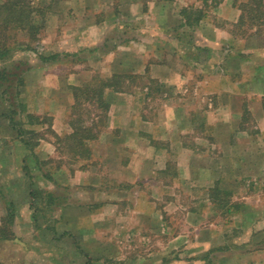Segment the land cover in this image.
Listing matches in <instances>:
<instances>
[{
	"label": "crops",
	"instance_id": "1",
	"mask_svg": "<svg viewBox=\"0 0 264 264\" xmlns=\"http://www.w3.org/2000/svg\"><path fill=\"white\" fill-rule=\"evenodd\" d=\"M56 1L45 28L47 45L57 53L26 78L28 112L54 117L51 125L28 129L71 135L75 126L63 119L79 98L72 89L97 80L108 84L92 101L96 111H103L99 103L107 105L105 125L86 127L96 135L84 140L88 153L76 155L84 207L85 195L98 186L97 194L114 198L96 209L131 212L129 225L138 227L143 243L162 241L158 233L167 231L161 245L170 258L166 264H207L215 250L222 253L219 264H264V247L246 249L264 242V43L253 35L235 38L241 10L234 0ZM116 81L126 85L115 87ZM65 83L71 92L60 100ZM107 93L113 99H104ZM2 142L11 146L14 161L17 148L24 152L18 167L31 185L21 204L0 191L6 204L0 224L13 203L28 207L30 218L23 222H35L30 193L41 189L40 181L41 190L56 192L55 172L43 171L41 162L55 161L59 142L41 137L27 146L15 132ZM243 178L257 180L255 186L244 190ZM70 200L51 207L63 213L59 224L75 233L79 218H69L75 209ZM185 223L189 227L178 230ZM253 225L258 237L243 235ZM79 233L88 236L89 228Z\"/></svg>",
	"mask_w": 264,
	"mask_h": 264
},
{
	"label": "rangeland",
	"instance_id": "2",
	"mask_svg": "<svg viewBox=\"0 0 264 264\" xmlns=\"http://www.w3.org/2000/svg\"><path fill=\"white\" fill-rule=\"evenodd\" d=\"M7 1L8 0H0V6ZM245 1L246 0H234V3L240 8ZM26 2H28L31 9H33L32 15L34 24L42 28L35 30L33 29L34 27H28L25 28L26 30L23 32L15 28H13L14 30H9L14 36L16 35V41L14 43L9 42L10 51L0 59V67H6L7 72H9V74L7 73L8 75H5V80L2 81L0 78V191L8 195L10 193L11 196H14L15 202L20 204L26 202L24 200L27 199V196L22 197L25 191L24 188L26 187V189H28L29 185H31L26 178L22 179L23 177L18 167L21 160L20 156H22L24 152L17 148L14 152L15 162L12 158L11 146L2 142V140L12 139L16 127H20L22 131L21 137L24 141H28L29 143H34L38 138L42 137L47 141L51 139V141H54L55 145H57L60 140L58 138L65 137L64 135H55L52 130L46 128L41 130L40 134L28 129L31 125H41V127L44 125H51L54 117L48 113L37 116L36 114L28 112V109L30 111L32 109V101L31 96L26 92L27 88L30 86L26 78L29 76L32 67L34 68L40 64L41 60L45 62L46 58L57 53V51H54V49L49 48L47 45V32L45 27L47 25V16L57 9L58 1H56L55 4L52 3V1L50 2V0H26ZM2 10L3 9L0 7L1 12ZM1 18H3V16L0 15V19ZM10 27L11 26H9V28ZM4 28L6 31V26L2 27V29ZM234 29V33H236L235 38L237 39L253 35L257 42L264 43V30L257 31L255 28H248L247 26L244 28L243 26L235 27ZM79 57L80 55H77L76 58ZM68 71L69 67L67 69L63 68L62 73ZM112 84H115V87H119L126 85V82L116 81ZM100 86L101 83H99L98 80L83 83L81 86H78L77 90L83 89L78 93L80 98H78L79 100L77 102L75 101L72 107L67 109V115L63 119L64 123L67 125L70 122L72 125L73 123L77 125V127H79L78 129H80L77 130V133L80 134L79 136L84 134L88 136L91 134L96 135L95 130L91 128L90 132L87 130L81 131L83 127H90L96 123L97 129L102 130L105 125L106 113L101 110L96 111L95 108L92 107L93 105L88 103L89 99L85 96L91 95L90 91H99ZM69 91L71 92V86L65 83L59 88L57 96L59 95L61 100L63 95ZM72 91H76V88L72 89ZM109 94L111 93H107L104 99H113ZM104 99L102 98V100ZM14 104L16 106H14ZM9 105L12 106L10 107ZM29 105L30 107L27 108ZM12 110L14 112H12ZM72 145L74 146L75 144L73 143ZM62 146L61 144L60 148ZM74 148L71 151L63 148H61V150L59 149L57 157L54 159L55 161H43L44 164L41 163L43 164L41 168L48 173L55 172L53 176L57 183L55 188L56 192L53 196L54 198L63 197L60 200L56 199L58 200L55 203L56 206L62 204L65 198L69 199V197H71L70 201L75 209H71L69 218H79L77 220L78 228L76 232L74 233L72 230H66L65 225L62 223L59 224L58 219H61L63 214L62 211L59 208L51 207L52 205H46L47 202H49V197L45 195L46 192L39 190L40 194H36V200L33 202V206L37 207L35 211V222H23L24 219L30 218L28 207L24 206L22 209H19V206L13 203L14 217L16 222L20 219V224L16 225V227L15 225L11 227L8 223L7 225L4 224L3 234L6 236L7 240H0V264H87V261L88 264H166L169 262L170 258H164V250L161 248L162 243H165V239L167 238V231L164 234H162V232L158 233V235H162V241L157 239L153 241V244L149 241L143 243L144 240L137 237L139 236L137 232L141 233L138 227L135 224L129 225V223H131L129 217L131 212L128 211L127 214L126 210L118 211L115 209L113 210L111 207L106 208L102 212L96 209L97 203L101 200L105 203H111L114 198H112L111 194H97L95 191L99 192L100 190L98 186H95L96 188H92L94 190L93 192L85 195L88 199V204L87 207H84L82 203V185L78 184L79 178L75 177V172L80 165L78 162L80 161L77 162L74 158L76 155L80 156V154L84 156L88 152L84 153L83 149ZM107 148H109V145H107ZM74 150L77 151V154L71 157L70 153L75 152ZM57 159H62V161L59 162ZM57 164L59 166L64 164L63 167L65 170L63 173H57ZM106 164L108 165V163ZM25 167L32 173V167L29 168L27 164H25ZM96 168L97 166L93 164L90 165V169L95 170ZM99 168L102 170L101 167ZM250 170L255 172V169ZM249 179L243 178L244 190L255 186L257 180ZM35 184L36 187L44 189L41 181ZM45 185H47V183H45ZM225 185L232 184L225 182ZM15 192L18 193L14 194ZM45 205L48 209L44 207ZM5 210L6 204L0 202V217L5 214ZM261 213L263 214L264 210H262ZM228 218L229 221L235 220L237 223L241 221L240 219L237 220L238 216H236V219L234 216H229ZM97 222H100V224ZM95 223H97V226ZM187 227L189 226L185 223L183 226L179 227L178 230L183 229L184 231ZM87 228H89L88 236L84 235V237H82L86 232L80 234L79 231ZM160 231H162V229ZM172 232L171 230V233ZM228 233L233 235L231 230ZM239 233H241V230H239ZM239 233H236V236ZM134 234L136 238H134ZM252 234H256L255 225L252 227L247 226V229L245 231L243 230V235ZM154 235L155 234H153V236ZM263 236L264 235L261 234L259 238ZM91 237L94 238V242L89 241L92 240L90 239ZM256 237H258V233ZM85 240L89 242L86 243ZM263 245L264 242L258 241L252 245H247L246 249H254L255 246L264 247ZM80 247L83 250H80ZM217 251L215 250L217 257H215L214 253L209 259V263L206 262L207 264H219L222 253ZM88 257L89 259L87 260ZM165 259L167 261L164 263Z\"/></svg>",
	"mask_w": 264,
	"mask_h": 264
},
{
	"label": "trees",
	"instance_id": "3",
	"mask_svg": "<svg viewBox=\"0 0 264 264\" xmlns=\"http://www.w3.org/2000/svg\"><path fill=\"white\" fill-rule=\"evenodd\" d=\"M51 1L54 4L56 2L55 0H50V2ZM212 1L215 3V5H217L221 2V0H212ZM0 7L3 9L2 12L0 11V15L3 16V18L0 19V59H1L4 55H6L10 51L9 42L14 43L16 41V39H15L16 35L14 36L13 33H11L9 30L15 28V29L23 32L24 30H26L25 28H28V27H34L33 29H35V30L42 28V27L36 26L34 24V22H33L34 19H33V15H32L33 9H31L30 4L28 2H26V0H15V1L8 0L7 2L1 4ZM240 10H241V16L239 18V21L236 23V27L243 26V28H244L245 26H247L248 28L249 27L255 28L257 31L258 30H260V31L264 30V0H246L241 5ZM5 26H6V31H5V28L2 29V27H5ZM9 26H11V27L9 28ZM7 73L9 74V72H7L6 67H0V78L2 81L6 79L5 75ZM105 85L107 86L108 84L104 83V85H101L103 87L99 88V91H90L91 95H85L86 98L89 99L88 103L90 105H93V103H92L93 100H100L103 88L106 87ZM82 90L83 89H81V90L78 89L79 92H81ZM88 92H87V94H88ZM79 98H80V96H79ZM75 99H76L75 101L77 102L78 96ZM9 106L11 107L12 105H9ZM14 106H16V105L14 104ZM99 108L105 112L107 110V105H103V102L99 103ZM12 112H14V111L12 110ZM94 125H96V124H94ZM73 126H75L74 127L75 131L71 135H66L65 137H62V138L59 137L58 138L60 140L58 141L59 145H57V149L61 150V148H63V149H68V151H71L74 147H77L79 149H83L84 153H87L88 150L83 148L84 140L86 138H94L95 136L91 133H90L91 135H89V136L87 134L79 136L80 134L77 133V130H80V129H78L79 127H77V125H74V123H73ZM82 130L83 131L87 130L89 132L91 131L89 128H86V127L85 128L83 127V129H81V131ZM15 132H16L17 138L21 139V141H23V143L25 145L29 146L28 143L26 141H24L23 138L21 137L22 131H21L20 127H16ZM77 140H78V142H77ZM76 142H77V144H76ZM73 143L75 144L74 146L72 145ZM61 144L63 146L60 148ZM76 152L77 151L71 152L70 153L71 156L77 154ZM80 155H82V154H80ZM74 159H76V157ZM59 162H61V161H59ZM43 164H41V167ZM39 167H40V165H39ZM61 167H62V165L59 166L57 164L58 171L61 169ZM42 191H44V190H42ZM44 192H46L45 195L47 197H49L48 198L49 202H47V204H46L49 206L52 204H55L56 201H58L56 199L60 200L61 198H63V197L54 198L52 193H48L47 191H44ZM36 194H40L39 189L32 191L30 193L32 203L35 202V200H36ZM32 203H31V205H32ZM13 207H14L13 204L8 205V207H7V214L3 218L2 224H1V226L2 225L3 226L0 227V240H7L6 236L3 234V231H4L3 227H4V224L7 225V223L9 224V226H11L13 224L14 218H15ZM36 208L37 207H35V209ZM8 237H10V236H8Z\"/></svg>",
	"mask_w": 264,
	"mask_h": 264
}]
</instances>
